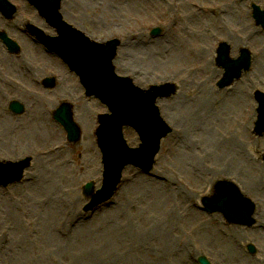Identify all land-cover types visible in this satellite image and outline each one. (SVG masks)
Wrapping results in <instances>:
<instances>
[{"label": "rangeland", "instance_id": "1", "mask_svg": "<svg viewBox=\"0 0 264 264\" xmlns=\"http://www.w3.org/2000/svg\"><path fill=\"white\" fill-rule=\"evenodd\" d=\"M166 1L167 5H156L154 0H66L62 4L64 20L91 40L121 41L115 61L119 77L131 78L144 90L167 83L178 89L175 96L156 103L171 132L161 143L153 173L146 175L133 167L126 169L113 202L96 210L94 215H85L83 211L87 201L82 188L91 182L98 190L102 186V156L96 146L95 129L98 116L108 113L106 107L95 99L70 100L82 131V141L75 147L68 143L67 134L52 113L48 118L54 129L43 139L29 140L28 129L25 137L16 134L15 131L25 123L27 126L29 117L34 115L28 112L23 118L10 117L9 104L2 102H6L5 98H0L3 104L0 141L1 135L6 138L0 143V161L19 162L28 157L34 160L23 183L0 188V264H198L200 256L207 257L211 264H264V214L261 213L264 208V136L258 139L252 134L258 105L254 99L256 88L253 90L248 81V78L255 81L256 87L264 93V31L256 27L251 9L255 5L264 12V0ZM183 3L191 10L184 23L181 20ZM24 4L23 11L26 7L32 11L28 3ZM196 7L205 9L206 14L196 16ZM175 19L178 21L173 27ZM217 19L220 23L215 22ZM184 24L192 33L193 45L197 44L199 36L206 38V46L211 47V68L222 72L220 76L213 78L206 74L200 58L185 50L179 51L185 37ZM157 28L163 30L162 36L152 37V31ZM101 36L105 38L101 40ZM140 36L149 43L165 41L177 56L178 64L160 63L157 59L154 64L145 53L136 52L123 57L127 69L122 70L116 64L123 60L119 52L125 54L127 42L132 40L135 44ZM231 39L252 52L253 68L249 74L243 73L241 81L233 87L217 90L216 85L225 73L219 71L216 52L221 43L229 44L233 50ZM239 57L240 48H237L231 58ZM0 63L4 64L1 59ZM256 63L261 64L259 71L254 69ZM64 70L62 79L66 80L65 90L70 92L75 85L70 77L77 79L69 75L67 68ZM192 87L195 91H189ZM203 90L213 97L211 107L218 117V125L233 132L244 153L233 155L230 165L225 163L231 167L227 174H221L224 170L219 160L206 149L204 138L193 129L183 112L181 98H196ZM58 95L64 96L55 92L48 98L55 106L61 101ZM79 103L82 105L78 106ZM166 109L170 117L176 118V124L165 115ZM85 110L94 120L90 132L81 120ZM223 113L230 116V122ZM247 113L251 118L249 128ZM240 130H243L241 138L238 137ZM125 139L131 148L140 146L134 130L126 129ZM5 141L10 144L5 145ZM189 143L192 144L188 146ZM11 146L12 149H8ZM9 151L15 154L8 156ZM194 162L200 164V169H196ZM219 180L236 183L258 205L256 219L262 229L228 227L222 217L202 210L201 199L208 196ZM227 236L240 237L241 246H234ZM248 244L258 249L259 257H252L246 251Z\"/></svg>", "mask_w": 264, "mask_h": 264}, {"label": "water", "instance_id": "2", "mask_svg": "<svg viewBox=\"0 0 264 264\" xmlns=\"http://www.w3.org/2000/svg\"><path fill=\"white\" fill-rule=\"evenodd\" d=\"M63 1L30 0L43 15L48 16L47 18L60 32V38L55 40L47 38L45 42L56 49L74 70L79 68L80 72H78L89 94L102 97L112 112V116L100 119L98 138L104 154V185L96 194H94V184L84 189L85 197L92 198L91 204L85 208V212H88L112 197L120 183L121 172L126 166L133 165L146 173L152 171L161 141L171 132L160 119L155 103L158 98L174 95L175 89L166 85L153 87L150 91L144 92L134 87L130 80L116 77L112 62L115 59L118 43L112 42L107 45L92 43L82 33L65 24L59 14ZM255 11L257 24L264 28V13L258 8H255ZM229 53V47L222 45L219 50V63L226 69L227 74L221 88L240 78L242 70L247 71L250 66L248 55L244 54L240 61L233 63L229 61ZM256 98L260 107L254 133L256 136H261L264 134V95H257ZM56 119L69 133V140L78 142L79 132L72 122L71 107L64 106ZM124 126H133L137 129L142 141L138 150L126 148L121 132ZM30 162L31 160L28 159L16 164H0V186L7 187L20 182ZM203 206L208 213L222 214L232 224L245 227L255 224L252 220L254 205L232 183L218 182L213 197L204 199ZM249 251L255 253L253 247H249ZM199 262L208 264L204 259H200Z\"/></svg>", "mask_w": 264, "mask_h": 264}, {"label": "bare ground", "instance_id": "3", "mask_svg": "<svg viewBox=\"0 0 264 264\" xmlns=\"http://www.w3.org/2000/svg\"><path fill=\"white\" fill-rule=\"evenodd\" d=\"M154 3L156 5H159V4L167 5L166 0H162V2L154 0ZM188 8H189L188 5L183 3V6L181 7L182 9L181 20H183V23L185 21H188L187 15L191 13V10ZM169 12L170 11H166V13H169ZM195 12H196L195 13L196 16L198 15L202 16L203 14H206L207 11L203 9L202 7H196ZM162 18H164V16H162ZM176 21L178 20L174 21L175 24H173V27L176 26ZM215 22L220 23L218 19L215 20ZM190 33L191 31L184 24L183 36L185 37L182 38V47L181 49H179V51L185 50V52L189 53V55L194 54L198 58H200V61H202L205 64L206 68L204 70L206 71V74L207 73L208 75L210 74L213 78L220 76L222 72H216L211 68V61H210L211 47L206 46V38L199 36L198 40H196L197 44L193 45L191 43L192 33L191 34ZM99 38L102 40L105 37L101 36ZM199 39H201L202 42H200ZM136 40L138 42L135 44L133 43L134 41L132 42V40L130 42H127L128 46H127V50H125V54L119 52V55L121 56V58L130 57L136 52H143L146 54L148 60L152 63H154L155 60L157 59L158 62L160 63L165 62L170 65L178 64V60H176L177 56H174V54L172 53V50L166 45L165 41L160 40L155 43H149L146 41V38H143L142 36L136 38L135 41ZM231 41H232V45H234L233 50L237 48L241 49L243 47L241 44L234 43L233 39H231ZM193 46H197L198 48L194 49L192 48ZM169 56H171V58L167 59L166 57H169ZM124 58L123 60L121 61L119 60L116 63L118 67H120L122 70L127 69V65H126L127 61H125ZM260 68H261V64L257 63V65L255 66V70L259 71ZM192 88L193 89H190L189 91H195V88L194 87ZM48 97L49 96H46V97L45 96H35L36 100L31 101L29 104V114L30 115L33 114L34 116H31V119L29 117V122H28L29 125L27 124L26 126V123H25V126L23 128H19L22 131L18 132L19 129H17L15 131L16 134L21 133V137H25L24 132H26L25 130L28 129V133L30 134L29 140L32 141L38 138L43 139L45 137V134L49 133L51 130L54 129L52 126H50V121L48 118L49 116L47 112L49 108H54L55 104L49 103L47 100ZM76 100L77 102L81 101L79 99H76ZM212 100H213V97L210 95V92L207 90H203V91L198 92V96L196 98L182 97L181 104L183 107V112L186 118H188L189 122L192 124L193 129L196 130L202 136V138H204L206 149L209 152H211L217 160H219V165L221 167V170H224L221 173L223 175V174L230 173L231 171V167H228V165H230L231 163L232 156L238 153L241 154V152L243 153V151L241 150V147L239 145L240 142L236 141V139L234 138L233 132L230 131L229 128L224 129L223 126L221 127L218 125L219 124L217 120L218 117L216 116L214 109L211 107ZM81 105L82 103L78 104V106H81ZM169 114L170 113L166 109L165 115H168L171 122L176 124L177 123L176 118H173L172 116L170 117ZM223 114H225L224 116L227 118L228 122H230L231 121L230 116L226 113H223ZM247 115H248V118H247L246 126L249 128L251 118L249 117L250 116L249 113H247ZM81 120L84 121V123L86 124L85 125L86 131L90 132L91 128L93 127V123H94L92 114L88 112L87 110H85V114H82ZM245 121L246 119L244 120V124H245ZM235 124L237 127L238 123L236 119H235ZM243 130H247V128ZM243 130L239 131L238 133L239 138H241L240 133ZM1 137L3 139H1L0 143L6 140V138L3 135H1ZM243 140L250 142L248 138H243ZM9 144H10L9 141H5V145L8 146ZM191 144L192 143H189L188 146ZM10 148L12 149V146L9 147L8 149ZM191 149H192V155H194L195 150L192 147ZM13 154L15 153L9 151L8 156H13ZM44 159H47V158H44ZM42 160L43 159H41V161ZM225 163L228 165H225ZM194 164H195L196 169H200V164L198 162H194ZM221 174H219V176ZM227 238L237 248L238 246L239 247L241 246V243L238 241L241 239L240 237H237L235 239V238H232L231 236H227Z\"/></svg>", "mask_w": 264, "mask_h": 264}, {"label": "flooded vegetation", "instance_id": "4", "mask_svg": "<svg viewBox=\"0 0 264 264\" xmlns=\"http://www.w3.org/2000/svg\"><path fill=\"white\" fill-rule=\"evenodd\" d=\"M20 2L22 0H10ZM19 13V11H18ZM26 9L14 20H8L0 14V33L5 32L10 39L17 42L20 52L10 55L5 45L0 41V98L6 101H23L27 97L38 96L53 90H63L61 76L65 73L63 66L57 61L52 62L50 54L30 35L28 28L31 25L38 27L46 33H50L45 21L35 15H30ZM32 18L29 19L27 16ZM27 17V18H26ZM21 21V22H20ZM43 52V53H42ZM56 75L55 87L49 89L45 82ZM83 95L82 91L75 87L71 97ZM2 101V100H0Z\"/></svg>", "mask_w": 264, "mask_h": 264}]
</instances>
